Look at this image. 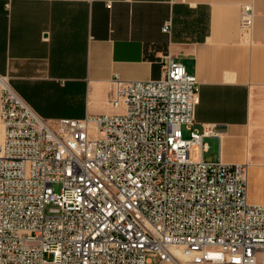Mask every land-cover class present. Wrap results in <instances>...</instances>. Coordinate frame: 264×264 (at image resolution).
<instances>
[{
    "label": "built area",
    "instance_id": "2783aa9c",
    "mask_svg": "<svg viewBox=\"0 0 264 264\" xmlns=\"http://www.w3.org/2000/svg\"><path fill=\"white\" fill-rule=\"evenodd\" d=\"M163 61L157 80L114 75L117 112L81 119L40 117L0 75V264H262L247 165L202 158L219 133L193 128L199 83Z\"/></svg>",
    "mask_w": 264,
    "mask_h": 264
},
{
    "label": "crops",
    "instance_id": "0c3cea01",
    "mask_svg": "<svg viewBox=\"0 0 264 264\" xmlns=\"http://www.w3.org/2000/svg\"><path fill=\"white\" fill-rule=\"evenodd\" d=\"M165 56L199 83L193 128L219 133L202 158L245 163L247 202L264 205V0H0V75L44 119L116 113L113 76L157 80Z\"/></svg>",
    "mask_w": 264,
    "mask_h": 264
},
{
    "label": "rangeland",
    "instance_id": "374dc122",
    "mask_svg": "<svg viewBox=\"0 0 264 264\" xmlns=\"http://www.w3.org/2000/svg\"><path fill=\"white\" fill-rule=\"evenodd\" d=\"M182 136L184 137V138H186L187 137V131L184 129V128H182ZM55 188V190H57V187H54ZM149 258H151L153 261H156V259H155V257L153 256V255H149ZM181 261V260H180Z\"/></svg>",
    "mask_w": 264,
    "mask_h": 264
}]
</instances>
